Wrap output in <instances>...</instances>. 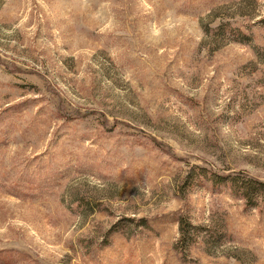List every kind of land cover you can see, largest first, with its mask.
Masks as SVG:
<instances>
[{"label":"rangeland","instance_id":"374dc122","mask_svg":"<svg viewBox=\"0 0 264 264\" xmlns=\"http://www.w3.org/2000/svg\"><path fill=\"white\" fill-rule=\"evenodd\" d=\"M209 172L264 180V0H0V264H264Z\"/></svg>","mask_w":264,"mask_h":264},{"label":"trees","instance_id":"16d2710c","mask_svg":"<svg viewBox=\"0 0 264 264\" xmlns=\"http://www.w3.org/2000/svg\"><path fill=\"white\" fill-rule=\"evenodd\" d=\"M207 179L218 185L228 187L235 193L247 206L255 207L258 203L264 202V180H258L245 174H228L217 175L214 172L199 174L200 177ZM179 224V240L178 244H184L190 237V231L194 227H190L183 219L178 220Z\"/></svg>","mask_w":264,"mask_h":264}]
</instances>
